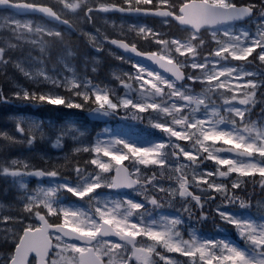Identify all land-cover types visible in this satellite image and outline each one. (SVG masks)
<instances>
[{
	"label": "snow or ice",
	"instance_id": "obj_1",
	"mask_svg": "<svg viewBox=\"0 0 264 264\" xmlns=\"http://www.w3.org/2000/svg\"><path fill=\"white\" fill-rule=\"evenodd\" d=\"M0 106V264H264V0H0Z\"/></svg>",
	"mask_w": 264,
	"mask_h": 264
},
{
	"label": "rangeland",
	"instance_id": "obj_2",
	"mask_svg": "<svg viewBox=\"0 0 264 264\" xmlns=\"http://www.w3.org/2000/svg\"><path fill=\"white\" fill-rule=\"evenodd\" d=\"M7 109L9 110V111L6 110L7 113L14 110V109H10V108H7ZM18 111L23 112L25 114H32V115H35L37 117H43L45 119L48 117H52L53 119H56V118L61 116L60 113H47V112H44L43 110H39V109H21ZM4 120H5V118H4ZM0 127H4V124L1 123V121H0ZM93 129H95V125H93ZM50 151H52V150H50ZM1 198H3V197H1Z\"/></svg>",
	"mask_w": 264,
	"mask_h": 264
},
{
	"label": "trees",
	"instance_id": "obj_3",
	"mask_svg": "<svg viewBox=\"0 0 264 264\" xmlns=\"http://www.w3.org/2000/svg\"><path fill=\"white\" fill-rule=\"evenodd\" d=\"M1 109H5V107L2 106ZM6 112H7V111H5V112H4V111H0V117H1V118H0V121H1V123H3V124H4V122H5L4 118H5ZM3 114H4V115H3ZM0 188H2V185H0ZM1 197H3V196H2V193H0V198H1Z\"/></svg>",
	"mask_w": 264,
	"mask_h": 264
},
{
	"label": "flooded vegetation",
	"instance_id": "obj_4",
	"mask_svg": "<svg viewBox=\"0 0 264 264\" xmlns=\"http://www.w3.org/2000/svg\"><path fill=\"white\" fill-rule=\"evenodd\" d=\"M6 87H7V86H5V88H6ZM0 107H2V106H0ZM7 108H10V109H12V108H11V106H9V107H6V110H7V111H9Z\"/></svg>",
	"mask_w": 264,
	"mask_h": 264
}]
</instances>
